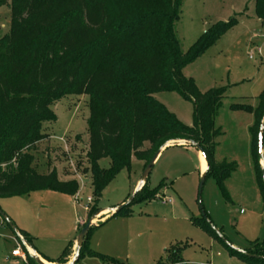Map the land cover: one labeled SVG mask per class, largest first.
I'll use <instances>...</instances> for the list:
<instances>
[{
	"label": "trees",
	"instance_id": "obj_1",
	"mask_svg": "<svg viewBox=\"0 0 264 264\" xmlns=\"http://www.w3.org/2000/svg\"><path fill=\"white\" fill-rule=\"evenodd\" d=\"M183 0H0L8 7L9 30L0 37V197L50 190L74 196L76 180H60L55 169L40 174L32 167V151L46 138L43 125L55 122L50 105L67 95H87L88 149L94 198L132 158L145 161L167 142L197 143L207 161L205 178L213 175L228 199L224 180L236 165L216 162L214 150L220 131L214 117L225 88L198 89L183 69L226 31L236 18L216 22L182 52L175 34ZM255 15L264 21V0H254ZM159 92H176L192 104L190 125L182 123L154 98ZM232 110L253 116L249 128L251 163L264 199L257 137L264 113V89L256 105L234 103ZM264 135V134H263ZM109 158L110 166L98 161ZM148 178V177H147ZM147 179L132 202L111 217L120 215L135 201L153 198ZM90 216L98 209L91 207ZM202 210V208H201ZM203 212V210H202ZM130 212H125L129 216ZM224 245L231 257L247 264H264V240L251 242L245 251L234 249L220 236L203 212L191 218ZM87 232L77 264L87 248ZM31 246V241L24 236ZM32 247V246H31ZM69 247L56 260L65 264ZM168 264L181 262V248L171 246ZM30 264H37L28 255Z\"/></svg>",
	"mask_w": 264,
	"mask_h": 264
},
{
	"label": "rangeland",
	"instance_id": "obj_2",
	"mask_svg": "<svg viewBox=\"0 0 264 264\" xmlns=\"http://www.w3.org/2000/svg\"><path fill=\"white\" fill-rule=\"evenodd\" d=\"M231 17L236 18V24L183 69L184 76L193 78L202 92L212 88L226 90L214 117V125L220 131L214 159L236 165L237 173L232 175L233 171L224 180L228 199L215 177L208 175L199 205L202 173L198 175L196 170L195 153L179 147L169 148L154 162L146 188L151 191L162 183L157 194L171 197V202L162 204L154 196L146 201L136 200L114 217L110 215L102 220L108 212L99 213L92 221L94 226L87 238V248L97 254H90L86 249L77 264H168L171 246L181 248L182 260L178 264H247L231 257L221 242L192 223L191 218L202 216L201 208L234 249L245 251L251 247V242L264 240V199L250 167L249 128L253 116L231 109L234 103L253 106L254 97L264 89V25L254 26L257 24L254 0H183L175 34L185 52L214 23L227 22ZM9 22L8 7L3 5L0 7V37L8 32ZM153 96L160 103L165 102L167 106L163 105L178 119L180 117L182 123L192 121V104L176 92H159ZM50 109L56 121L44 123L46 138L36 143L31 152L32 167L43 174L56 165L65 178L78 182L77 200L72 205L64 204L60 200L63 195L43 190L0 197V210L12 219L14 228L15 224H25L34 230L37 233L35 245L50 249L49 255L53 257L61 253L69 240H76L90 217L92 206L111 209L122 205L121 201L133 194L136 190L133 185L140 180L146 162L132 159L129 168L121 169L95 199L86 158L88 97L67 95L50 105ZM260 164L264 168V135ZM98 165L109 168V158L100 159ZM166 180L169 181L167 186ZM126 211L130 212L129 216H125ZM74 219L84 220L77 233L71 232ZM13 227L6 222L0 225V264H16L11 256L17 243ZM21 237L25 240L23 235ZM75 240L64 256L65 264L73 257Z\"/></svg>",
	"mask_w": 264,
	"mask_h": 264
},
{
	"label": "crops",
	"instance_id": "obj_3",
	"mask_svg": "<svg viewBox=\"0 0 264 264\" xmlns=\"http://www.w3.org/2000/svg\"><path fill=\"white\" fill-rule=\"evenodd\" d=\"M257 24H255L254 26H256V25H260V26H263L264 25V21H261L260 19H258L257 17H256V21H255ZM259 30V29H258ZM259 32H261V30H259ZM185 69V68H184ZM259 95H257V96H255L254 98H255V100H254V105H256V103H257V97H258ZM165 106H167L166 105V103L164 102L163 103ZM253 105V106H254ZM169 109V108H168ZM235 112H239V111H235ZM252 116V115H251ZM179 119H180V117H179ZM185 124H191V122L190 123H188V122H186V121H183ZM173 147H179V148H183V149H185V151H193L192 153H195L194 155H195V157H196V159H197V167H198V169H196V170H198V175L199 174H201V173H203L205 170H206V168H207V165H206V161H205V159H204V157L202 156V154L197 150V149H195L194 147H191V146H186V145H169V146H167V147H165V148H163L162 149V151L159 153V155L157 156V158H156V160L159 158L160 159V157H161V155H162V153L165 151V150H167V149H169V148H173ZM161 154V155H160ZM160 156V157H159ZM132 159H134V158H132ZM156 160L154 161V162H156ZM132 161V160H131ZM142 162V161H141ZM204 163H205V165H204ZM250 167L252 168V163H251V161H250ZM52 169H55L56 170V172H57V175H58V178L60 179V180H70V179H72V178H65L62 174V172L60 171V169L58 168V167H56V165H53V168ZM252 170H253V168H252ZM48 171H50V170H48ZM47 171V172H48ZM237 172L236 171H234L233 173H232V175H235ZM254 173V172H253ZM168 183H169V181L168 180H166V182H165V185L167 186L168 185ZM138 185H139V181H137L134 185H133V190H135L137 187H138ZM165 186V187H166ZM41 192H43V191H34V192H30V193H28V194H33V193H41ZM46 193H48V192H46ZM58 193V192H57ZM164 193V192H163ZM60 195H63V196H60V197H63V198H60V200H62V202L64 203V204H69L70 203V205H72V204H74V200H77V196H78V192L76 193V195H74V196H69V195H66V194H62V193H59ZM35 195H45V197H46V195L47 194H35ZM49 195V194H48ZM65 195V196H64ZM69 196V197H68ZM44 196H42V198H43ZM171 198V197H170ZM125 199H126V197H125ZM125 199H123L122 201H121V203H123L124 201H125ZM91 199L90 198H88V202L90 201ZM114 208V207H113ZM85 209H86V207H85ZM106 210H108V208H105V209H98V213H101V212H104V211H106ZM112 214V212L111 211H109L107 214H105V216L103 217V219L102 220H104V219H106L108 216H110ZM9 219H11L10 217H8ZM12 220V219H11ZM101 220V221H102ZM100 221V222H101ZM83 222H84V220H78V219H74V221H73V223H72V226H71V232H78V230L80 229V227L82 226V224H83ZM4 224V222H2V223H0V225L2 226ZM15 227L17 228V230H18V232L20 233V235L22 236H25V235H27V237L30 239V241H31V246H32V248H31V250L33 251V252H35L36 254H38L39 255V257L41 258V259H43L46 263H48V264H60V263H58V262H56V260L62 255V253H63V251H64V249L66 248V247H70L71 246V244L74 242V240H75V238H73V240H69L68 242H67V244H66V246L64 247V249L61 251V253L58 255V256H54L53 255V257H50L51 255H49L50 253H49V250L50 249H46V248H42V247H40V248H38L36 245H35V238H36V234L37 233H35V231L34 230H32L30 227H28L27 225H25V224H20V225H17V224H15ZM2 235V234H1ZM15 237H16V235H15ZM16 239H17V237H16ZM18 240V239H17ZM67 240V238L64 240V241H66ZM73 249V248H72ZM14 258V257H13Z\"/></svg>",
	"mask_w": 264,
	"mask_h": 264
},
{
	"label": "water",
	"instance_id": "obj_4",
	"mask_svg": "<svg viewBox=\"0 0 264 264\" xmlns=\"http://www.w3.org/2000/svg\"><path fill=\"white\" fill-rule=\"evenodd\" d=\"M263 134H264V113H263V117H262V120H261V123H260L259 131H258V137H257V153L260 156V162H261V151H262ZM169 145H186V146L194 147L195 149H197L202 154V156L205 159L203 150L200 147V145L197 144V143H194V142H191V141H185V140H174V141L167 142L164 146L159 148V150L152 156V158L148 161V163L144 167V172H143V174H142V176H141V178L139 180V185L136 188V190L133 192V194L126 201H124L122 203V205L114 207V208H111V209H108V210H106L107 212L111 211L112 214H113L115 212H118L123 207L129 205L132 202L135 193L137 191H139L142 188V186L144 185V183H145V181H146V179H147V177H148V175L150 173V170H151V168H152V166L154 164V161L156 160L157 156L159 155V153L162 151L163 148H165V147H167ZM205 161H206V159H205ZM206 165H207V161H206ZM205 171L201 174L200 181H199V186H198V204L199 205H200V193H201L202 186H203V183H204V180H205ZM261 179H262L263 186H264V168L262 167V165H261ZM98 214L99 213L96 212L95 214L90 216L88 218L87 222L85 223V225L79 231L78 236H77V238L75 240V251H74L73 257L71 258V260L67 264H73L78 259L79 249H80V247H81V245L83 243V240H84L87 232L89 231L90 227L94 226V223L92 221L94 220V218ZM202 214H203V212H202ZM0 216L2 217L4 222L8 223L11 227H13L12 223L10 222V219L1 210H0ZM13 230H14V233H15L16 237L20 238L21 235L18 232V230L16 228H14V227H13ZM29 255L33 258V260L37 264H45V261L43 259H41L39 257V255L36 254L35 252H31V254H29Z\"/></svg>",
	"mask_w": 264,
	"mask_h": 264
},
{
	"label": "built area",
	"instance_id": "obj_5",
	"mask_svg": "<svg viewBox=\"0 0 264 264\" xmlns=\"http://www.w3.org/2000/svg\"><path fill=\"white\" fill-rule=\"evenodd\" d=\"M155 197L161 200L162 204L170 203L171 198L156 194ZM17 243L14 249L11 251V256L16 259V264H30L28 261V255L31 253L30 247L28 244L23 240L22 237L17 238Z\"/></svg>",
	"mask_w": 264,
	"mask_h": 264
},
{
	"label": "bare ground",
	"instance_id": "obj_6",
	"mask_svg": "<svg viewBox=\"0 0 264 264\" xmlns=\"http://www.w3.org/2000/svg\"><path fill=\"white\" fill-rule=\"evenodd\" d=\"M204 165H205V163H204ZM45 264H48V263L45 262Z\"/></svg>",
	"mask_w": 264,
	"mask_h": 264
}]
</instances>
